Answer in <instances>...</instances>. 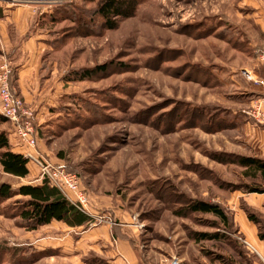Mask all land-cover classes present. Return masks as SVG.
Here are the masks:
<instances>
[{
  "label": "rangeland",
  "instance_id": "rangeland-1",
  "mask_svg": "<svg viewBox=\"0 0 264 264\" xmlns=\"http://www.w3.org/2000/svg\"><path fill=\"white\" fill-rule=\"evenodd\" d=\"M101 1L0 0L33 14L9 53L0 43V73L12 69L14 92L36 115L37 156L80 178L92 218L29 231L18 217L27 199L0 202V264H117L121 242L139 264H264L230 210L254 214L264 232V215L239 201L264 178L236 164L264 161L242 124L260 100L246 74L264 65V0H137L114 30L96 15ZM37 32L26 100L15 65ZM85 70L93 75L74 79ZM0 132L17 150L10 123ZM29 168L19 179L0 167V185H40V169ZM198 202L221 206L230 225L191 213Z\"/></svg>",
  "mask_w": 264,
  "mask_h": 264
},
{
  "label": "trees",
  "instance_id": "trees-1",
  "mask_svg": "<svg viewBox=\"0 0 264 264\" xmlns=\"http://www.w3.org/2000/svg\"><path fill=\"white\" fill-rule=\"evenodd\" d=\"M137 0H103L96 15H100L106 29L114 30L120 19L130 17L136 10ZM55 21V18L52 17ZM104 68H101L103 70ZM76 73V72H75ZM75 75V74H74ZM93 75V71L85 70L76 73L75 80H85ZM73 80V79H72ZM9 123L0 115V124ZM11 125V124H10ZM12 127V125H11ZM10 134V132H9ZM236 164L247 170V174L264 178V161L257 158H238ZM30 162L23 154L13 152L10 138L7 132H0V167L9 176L24 179L30 175ZM57 165V164H56ZM250 194H263L264 189H249ZM16 196H21L27 201L23 202L18 217L29 231H36L41 227L51 225L54 222L64 223L68 227L77 228L91 223L92 218L82 213L70 203L66 196L48 180L43 179L40 185H24L15 191L10 185H0V202H6ZM191 213L212 215L225 224L230 225V216L221 206L205 202H198L190 207ZM250 222L258 227L261 221L254 214L248 213ZM260 231V230H259ZM264 241V232L259 233Z\"/></svg>",
  "mask_w": 264,
  "mask_h": 264
},
{
  "label": "crops",
  "instance_id": "crops-1",
  "mask_svg": "<svg viewBox=\"0 0 264 264\" xmlns=\"http://www.w3.org/2000/svg\"><path fill=\"white\" fill-rule=\"evenodd\" d=\"M24 12L26 13L24 14L25 16L22 15ZM261 13L262 19L264 20V8ZM29 14V11H23V9L14 10L10 7L0 5V43L4 47V52L6 51L9 53L11 45L14 44L15 41H18L20 36L23 37L28 33L29 27L32 25L31 17H33V14H31L30 17ZM38 32L37 34H32L29 39L25 40V47L19 50V55L17 56L19 61L15 65L14 84L17 90L25 95L26 100L33 99V94L35 93L31 81L34 80L32 78L38 69V50L33 46L35 42H39L40 37ZM44 40L45 39H41V41ZM26 46L27 49L25 50ZM250 73L255 80V83L250 84L251 87L254 88L252 90H254L256 96L264 101V65H258V67L251 70ZM253 78L251 80H253ZM35 104H37L36 101ZM242 124L247 133V142L251 145L254 154L264 158V124H257L253 119H246ZM11 145L13 144L11 143ZM13 152L23 154L22 149L19 147L17 150L16 147H14ZM240 198L239 201L241 202L243 200L250 210L264 215V193L241 196ZM230 210L234 212L232 215L235 217V223L239 227L240 233L249 243L253 253L262 259L264 263V241L259 237L257 226L249 221L246 214L235 213L233 207H230ZM116 245V252L120 255L117 264H139L136 254L132 252L126 242L117 243Z\"/></svg>",
  "mask_w": 264,
  "mask_h": 264
},
{
  "label": "built area",
  "instance_id": "built-area-1",
  "mask_svg": "<svg viewBox=\"0 0 264 264\" xmlns=\"http://www.w3.org/2000/svg\"><path fill=\"white\" fill-rule=\"evenodd\" d=\"M258 56L264 61V47L258 51ZM12 69L8 66L2 68L0 73V115L12 125V133L16 136L17 147L21 148L24 157L30 164L36 165L40 171L42 180L58 188L75 208L87 214L89 205L88 197L81 188L80 178L68 172L63 167L49 164L37 156L38 135L35 113L28 109L23 100L16 95L11 85ZM251 79V74H246ZM249 117L264 124V101L257 100L254 111L247 113ZM170 264H180L174 259Z\"/></svg>",
  "mask_w": 264,
  "mask_h": 264
}]
</instances>
